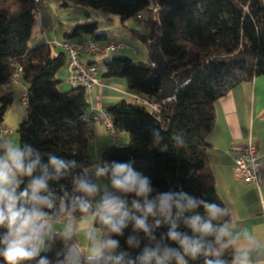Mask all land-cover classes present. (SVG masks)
Instances as JSON below:
<instances>
[{"label":"trees","instance_id":"obj_1","mask_svg":"<svg viewBox=\"0 0 264 264\" xmlns=\"http://www.w3.org/2000/svg\"><path fill=\"white\" fill-rule=\"evenodd\" d=\"M59 1L64 6L72 4L117 16L121 24L136 17L147 30L146 36L136 30L131 33L147 44L150 61L134 62L128 57L112 56L100 65L104 77L122 79L127 90L141 100H122L105 108L113 129L127 133L129 141L126 147L104 148L100 152L102 159L134 160V167L152 179L156 190L182 188L190 195L225 207L216 194L206 158L210 147L207 136L214 125V102L235 86L264 77V1ZM142 13L147 14L142 17ZM36 15L34 0H0V87L20 82L26 86L21 94L24 113L15 130L17 141L42 152L75 159L82 166L74 170L79 173L91 165L87 90L80 86H71L64 92L58 89L61 80L56 75L67 64L63 50L53 53V45L44 42L28 45ZM97 29L95 21L76 24L63 39L71 42L88 36L98 44L108 41L106 33ZM150 44L159 48L170 77L180 81L173 99L162 101L159 97L160 80L151 72ZM15 74L18 83L11 84ZM13 100L12 93L0 97V124ZM154 103L155 110L150 106ZM153 127L162 129L169 143L167 152L151 146ZM181 130L186 133L189 146L177 150L168 138ZM44 159L46 162L47 158ZM51 187L57 205L65 190L71 192L70 179ZM229 221L228 211L224 222ZM166 230L165 226L159 229ZM121 244L124 245L123 238ZM61 247L62 241L57 239L53 250L42 255L54 258ZM138 251H132V255ZM225 258L231 260V249L226 251ZM0 264H4L2 259ZM190 264H203V258Z\"/></svg>","mask_w":264,"mask_h":264},{"label":"clouds","instance_id":"obj_2","mask_svg":"<svg viewBox=\"0 0 264 264\" xmlns=\"http://www.w3.org/2000/svg\"><path fill=\"white\" fill-rule=\"evenodd\" d=\"M151 138L153 148L169 150L161 128L153 127ZM168 139L177 150L189 146L182 130ZM134 164L104 160L98 150L89 167L74 173L82 167L75 159L21 140H0V259L4 264H190L203 258V264H253L264 241L234 231L224 222L226 207L182 188L158 191ZM66 179L71 192L65 190L57 205L51 185ZM162 226L165 232L159 231ZM57 239L62 247L55 257L42 255ZM229 249L231 260L225 258ZM134 250H139L135 256Z\"/></svg>","mask_w":264,"mask_h":264},{"label":"crops","instance_id":"obj_3","mask_svg":"<svg viewBox=\"0 0 264 264\" xmlns=\"http://www.w3.org/2000/svg\"><path fill=\"white\" fill-rule=\"evenodd\" d=\"M41 16L40 25L43 24ZM62 30L64 36L69 27ZM106 37L107 40H112L107 33ZM89 39L90 37L84 36L77 41L73 40L72 43L85 42ZM47 42L53 43L49 39L44 41ZM82 59L87 62L94 61L97 67L98 84L86 91L91 128L88 152L92 164L98 150L100 155L104 148L117 145L121 139L122 141L126 139L124 133H117V139L110 134L105 124V108L122 100L134 102L137 96L127 90L122 79L104 77L101 62L97 64L92 56L85 54L82 55ZM16 86H1L0 97L6 93H12L14 96ZM18 86L19 91L22 90L23 93L26 86L21 82ZM23 113H20L18 122ZM214 114V125L207 136L210 147L206 151V158L214 176L216 194L230 213L228 223L234 227V231L242 234L253 233L264 241V77H257L251 82L241 83L232 88L225 96L214 102ZM248 142L256 144V155L262 167L258 186L239 180L233 172L234 158L238 150ZM90 143L94 144L92 151L89 149ZM54 228L58 232L62 224L57 222ZM253 264H264V246L254 257Z\"/></svg>","mask_w":264,"mask_h":264},{"label":"rangeland","instance_id":"obj_4","mask_svg":"<svg viewBox=\"0 0 264 264\" xmlns=\"http://www.w3.org/2000/svg\"><path fill=\"white\" fill-rule=\"evenodd\" d=\"M42 8L39 9V13L37 12L36 22L28 40L29 46L42 43L49 39L53 42V53L59 52L62 50L59 45L64 40L63 28L68 26L70 31V29L76 24L95 21L98 26L97 32L107 33L112 39L110 41L120 42L124 46L123 49L111 52L108 56L128 57L134 62L142 63L147 62L149 58L147 44L131 33V30H136L141 36L147 35L146 28H144V25L140 23L136 17L121 24L120 19L117 16L72 4L64 6L59 0H45V5L42 6ZM41 13H43V16H41ZM145 14L142 13L141 16L145 17ZM40 16L43 18V24L41 25ZM41 30H43V33H41ZM73 40L77 41L78 38ZM108 56L105 55L101 57L100 55H95L92 57L96 63L99 64ZM56 76L57 79L61 80L58 89L62 92L69 90L71 86L65 81V68H62ZM19 86L17 85L15 87L13 103L8 108L4 120L0 124V129L6 128L10 130L11 133L8 136H0V140L15 142L17 139L15 130L19 123V115L24 111V105L21 100L22 90L19 91ZM123 133L126 134V139L123 141L121 139L118 143L127 144L129 141L127 138L128 134L125 132ZM92 148H94V144L90 143L89 149L91 151ZM80 242L86 244V241L83 240L82 236L80 237Z\"/></svg>","mask_w":264,"mask_h":264},{"label":"built area","instance_id":"obj_5","mask_svg":"<svg viewBox=\"0 0 264 264\" xmlns=\"http://www.w3.org/2000/svg\"><path fill=\"white\" fill-rule=\"evenodd\" d=\"M36 11L38 12L45 5V0H34ZM61 49L67 56V64L65 68V81L70 86H80L85 90H90L98 84L97 67L89 64L82 59V55L95 56L104 55L111 52H116L123 49V44L120 42L106 41L102 44L89 39L85 42L71 43L64 41L60 45ZM153 66V64H152ZM18 75L15 74L11 80V84L18 83ZM174 98V97H173ZM172 98V99H173ZM136 101H141L137 97ZM153 110L157 104L150 105ZM105 124L112 136L117 139V133L112 127L110 117L105 113ZM10 130H0L1 135L9 134ZM257 146L252 142H248L245 146L238 150L237 156L234 158L233 172L239 180L249 184L259 185L262 172L261 164L256 155Z\"/></svg>","mask_w":264,"mask_h":264},{"label":"water","instance_id":"obj_6","mask_svg":"<svg viewBox=\"0 0 264 264\" xmlns=\"http://www.w3.org/2000/svg\"><path fill=\"white\" fill-rule=\"evenodd\" d=\"M153 66L151 72L156 75L160 80V94L159 97L162 101L172 99L180 85L179 79L172 78L168 74L167 64L163 58L159 48L156 44L149 45Z\"/></svg>","mask_w":264,"mask_h":264}]
</instances>
